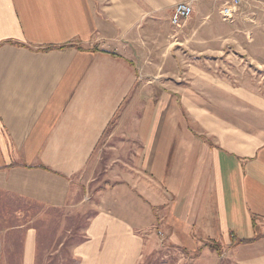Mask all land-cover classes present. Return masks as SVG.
<instances>
[{"label": "crops", "instance_id": "0c3cea01", "mask_svg": "<svg viewBox=\"0 0 264 264\" xmlns=\"http://www.w3.org/2000/svg\"><path fill=\"white\" fill-rule=\"evenodd\" d=\"M182 1L0 0V264H40L31 208L80 205L100 166L75 264H264V96L205 68L218 9L174 26Z\"/></svg>", "mask_w": 264, "mask_h": 264}, {"label": "rangeland", "instance_id": "374dc122", "mask_svg": "<svg viewBox=\"0 0 264 264\" xmlns=\"http://www.w3.org/2000/svg\"><path fill=\"white\" fill-rule=\"evenodd\" d=\"M230 0H199L200 6L218 9V60L204 61L213 75L234 85H246L264 96V1L249 0L227 19L222 9ZM193 2V1H192ZM165 51V50H164ZM160 53L163 51H159ZM171 70V67H167ZM143 71L138 83L152 80ZM216 74V75H215ZM163 80H168L163 78ZM257 81V83L255 82ZM160 83L163 81H159ZM262 91V92H260ZM83 176H88L84 174ZM80 179V177H78ZM111 184L108 171L99 167L86 181L79 183L84 201L75 207L47 209L33 206L32 213L40 214L34 225L40 228V264H75L73 249L86 238V228L96 213L100 192ZM82 187V188H81ZM140 264H198L180 249L157 247ZM209 264H232L229 257L216 258Z\"/></svg>", "mask_w": 264, "mask_h": 264}, {"label": "built area", "instance_id": "2783aa9c", "mask_svg": "<svg viewBox=\"0 0 264 264\" xmlns=\"http://www.w3.org/2000/svg\"><path fill=\"white\" fill-rule=\"evenodd\" d=\"M245 1L249 0H230L225 4L222 9V13L225 18L231 19L234 15L239 11L241 6H243ZM264 1V0H260ZM194 12L193 2L192 0L189 1H182L174 5L173 12L171 15V23L174 26H179L181 22L185 19H188L192 13ZM264 78V75L262 76ZM260 84L263 83L262 87H264V81L261 77H259ZM257 83V81H255ZM161 235H163L160 231Z\"/></svg>", "mask_w": 264, "mask_h": 264}, {"label": "trees", "instance_id": "16d2710c", "mask_svg": "<svg viewBox=\"0 0 264 264\" xmlns=\"http://www.w3.org/2000/svg\"><path fill=\"white\" fill-rule=\"evenodd\" d=\"M233 244V243H232ZM206 246H208L211 250H215L217 251L219 254H222L223 251V246L221 245V243H211V242H207Z\"/></svg>", "mask_w": 264, "mask_h": 264}]
</instances>
